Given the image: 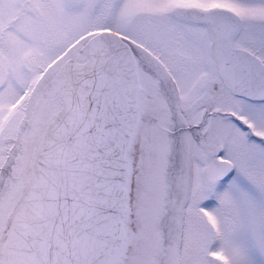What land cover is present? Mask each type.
Wrapping results in <instances>:
<instances>
[{
	"label": "snow or ice",
	"instance_id": "snow-or-ice-1",
	"mask_svg": "<svg viewBox=\"0 0 264 264\" xmlns=\"http://www.w3.org/2000/svg\"><path fill=\"white\" fill-rule=\"evenodd\" d=\"M0 264H264V0H0Z\"/></svg>",
	"mask_w": 264,
	"mask_h": 264
}]
</instances>
